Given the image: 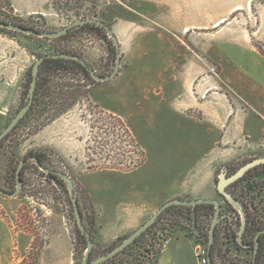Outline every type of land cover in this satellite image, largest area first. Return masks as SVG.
<instances>
[{
  "label": "crops",
  "instance_id": "crops-1",
  "mask_svg": "<svg viewBox=\"0 0 264 264\" xmlns=\"http://www.w3.org/2000/svg\"><path fill=\"white\" fill-rule=\"evenodd\" d=\"M121 1L135 14L111 23L121 51L120 69L111 81L94 85L88 99L103 113L118 117L133 138L138 136L133 126L137 124L154 144V152L151 158L142 143L135 141L145 157L137 169H81L75 177L94 211L95 244L102 249L133 233L165 202L216 199L222 205L217 199L216 169L240 157L264 136V120L242 109L233 95L245 96L249 108L264 110V79L250 76L251 86L220 88L209 75L210 67L216 65L232 71L242 64L252 73L261 71L264 55L254 42L264 47V2ZM247 11L254 12V22L248 18L245 25L236 22L221 27L231 14L245 16ZM208 27H221L224 41L217 52L204 45ZM231 48L237 55L229 54ZM64 123L60 118L45 127L34 139L41 143L35 148L46 145L59 156L70 157L57 137ZM14 215L0 217V264H19L34 242L31 233L16 230ZM174 232L163 240L154 264L161 254H168L169 264H198L192 260L197 253L192 236L183 230ZM66 233L60 226L47 237L39 264L68 258ZM188 249L189 259L182 258Z\"/></svg>",
  "mask_w": 264,
  "mask_h": 264
},
{
  "label": "rangeland",
  "instance_id": "rangeland-1",
  "mask_svg": "<svg viewBox=\"0 0 264 264\" xmlns=\"http://www.w3.org/2000/svg\"><path fill=\"white\" fill-rule=\"evenodd\" d=\"M59 1L62 0H56L57 4L60 5V10L55 8L50 0H0V20L5 21V23L21 24V26H33L41 31H59L70 23L84 19L101 21L106 26L111 27L112 21L127 19L135 14L133 9L124 7L121 0H98L94 5L89 2L90 0H69L67 6L61 5ZM256 1L258 3L264 2V0ZM247 12L248 14L245 16L238 14V12L231 14L221 27L236 22L245 25L248 18L254 22V12ZM222 22L215 23L214 27ZM221 27H208L205 31L207 38L204 39V45L207 48L213 47L211 52L219 51L218 45L224 41L221 39L223 36L220 35ZM254 44L264 49L261 44L255 42ZM112 47V44L104 38L100 31L88 29L77 31L58 41L38 39L37 37L0 30V132H3L18 110L23 107L27 95L30 69L38 58L52 54L54 51L71 52L81 56L97 74L108 76L115 66L116 51ZM229 54L235 56L237 52L231 48ZM245 55L247 59L249 52L247 51ZM261 66V71L252 73L248 65L237 64L232 71L216 65L210 67L209 75L215 78L216 84L220 88H228L229 86L243 88L251 86L247 81L250 76L260 81L264 79V65ZM60 75L62 77H57L54 80V84L58 87L50 86L53 97L56 99L54 100V112L49 111L41 114L37 110L10 132L9 136L0 144V188L6 192L15 190V170L23 155L29 149L35 148L36 145H41L39 141L35 140L45 127L57 119H64L62 133L57 137L64 142V152L71 154V156L61 157L48 149L46 145L39 149H43L47 156L46 167L67 174L76 183L81 199L80 203L83 206L86 219H88L92 216V207L88 203L84 191L77 185L75 177L78 172L81 169L87 170L91 167L104 168L114 164L126 163L129 157L133 156L129 152L132 151V148L129 147L126 140H120L121 131L118 122L111 119L108 114L103 113L97 106L89 103L88 92L99 83L85 78L81 71L74 68L67 72H60ZM228 75L232 76L233 79L229 80ZM206 77L205 75L204 78L206 79ZM66 83H70L72 88L61 87L62 84ZM261 87L264 94V85ZM76 90L85 96L69 107L71 100L67 99L68 92L72 93ZM230 92L232 93V90ZM233 95L241 102L242 109L246 108L255 117L264 120V110L249 108L244 100L245 96L236 93ZM61 110H64V113L55 117L56 112ZM48 117H52L51 120L48 121ZM133 126L138 135L134 137V139L136 138L135 141L137 144L142 143L143 149L149 151L148 155L152 158L154 144L151 145L148 138L141 134L142 130L137 124L134 123ZM207 151L210 150L207 149ZM263 156L264 136L257 143L251 145L250 150L243 151L240 157L219 166L215 171V185L221 171L224 170L229 176L233 172H237L249 160L252 161ZM260 173H264V168L248 174L231 190L240 196L247 207H252L251 213L253 215L263 221L264 174ZM22 183L23 187L18 197L6 198L0 195V217L8 219L10 213L15 214L16 230L28 231L34 237L33 244L19 264H39L40 251L47 242V237L55 234L60 226L66 230L69 239V250L63 248L65 252H68V258L55 261L46 259L45 263L81 264L85 247L76 237L75 215L66 187L47 178L34 162L25 166ZM217 199L222 203L223 213H230L226 209L225 201L218 194ZM231 213L233 215V212ZM164 218L157 225V232L153 231L154 234L152 232L145 236L141 244H146L150 240L149 237L154 235L155 238H159L158 241L161 243L165 236L174 231L178 232V230H184L190 235L189 230L192 228V223H190L191 219L186 211L175 208L165 214ZM234 218L236 217L234 216ZM212 220L213 216L208 218L201 216L197 222L209 226ZM108 248L98 249L100 250L99 253L96 251L92 258L102 255L103 251H108ZM188 254H190L189 249L187 253L182 254V258L187 257L189 259ZM194 254L195 252L192 255ZM251 255H253L252 252H233L229 258L234 264H242V261L243 264H249ZM167 256L168 254L159 255L157 263L169 264ZM192 260L194 263L197 262L196 257ZM121 261L123 260L120 257L113 264H119ZM177 262L174 264H179ZM225 264L228 263L225 261Z\"/></svg>",
  "mask_w": 264,
  "mask_h": 264
},
{
  "label": "trees",
  "instance_id": "trees-1",
  "mask_svg": "<svg viewBox=\"0 0 264 264\" xmlns=\"http://www.w3.org/2000/svg\"><path fill=\"white\" fill-rule=\"evenodd\" d=\"M50 1H51V4L55 8L60 10V5L57 4L56 0H50ZM68 1L69 0H62V1H59V3H61V5L63 4L64 6H67L69 3ZM97 1L98 0H90L89 2L92 5H94L95 2H97ZM0 21H3V20H0ZM3 22H5V21H3ZM8 24H17V23L9 22ZM18 25H21V24H18ZM22 27L27 28V29H34L38 32H46V31L38 30V28H34L33 26L24 25ZM85 29L100 31L103 34L104 38L111 43V41L106 37L105 29L101 26H96L93 24H89V25L84 24L82 26H79L77 28L70 30L67 34L63 35L62 37H59L57 39L53 38V39H46V40L58 41L60 39L66 38L70 34H73L77 31L85 30ZM0 30H5V29H0ZM30 37H32V36H30ZM256 47H257V50L259 51V53L264 55V49L260 48L259 46H256ZM112 48L115 50L114 46ZM53 53L54 54L68 53L71 55H76V54L71 53V52H60V51H54ZM77 56H79V55H77ZM79 57H81V56H79ZM71 68H74V69H77L78 71H81L83 73V75L85 76V78L91 79L89 74L84 70V67L81 66L79 63L72 61L71 59H63V58L54 59V58H52V59H45L42 62L41 66H39L38 78H37V83H36L35 91H34V99H32V103H31V106L29 108V111L20 120V122H18V124L15 126V128L13 130H15L18 127V125H20L28 116H30L31 114H33L37 110H39L41 112V114H43L45 112L53 111V107L55 106L54 100H56V99L53 97V92L51 91L50 86L53 85V87H58L57 85L54 84L55 78L62 77V75H60V72H67ZM31 80H32V77H31V69H30L29 79H28V83H27V93H26L27 95H26L24 105L27 103V101L29 99L28 98V91H29V86H30ZM61 87L62 88L63 87L64 88H72L70 83L62 84ZM61 93H62V90H61ZM84 96H85L84 94L80 93L77 90L72 92V93L68 92L67 99L69 98L71 100L69 107L73 106L75 103H77ZM63 113H64V110H61L58 113L56 112L55 117H58L59 115H62ZM109 117L118 122L119 130L121 131V134L119 135L120 140L121 139L126 140L127 143H129L128 144L129 147L132 148V151H129V152H131L133 156L129 157V160L126 163L114 164L110 167H104V168H101V167L93 168V167H91V168H87V170L91 171V170H95V169H101V170L112 169V170H117L120 172H126V171H130L132 169H137L138 167H140L144 163V159H145L144 152L135 143L134 138L132 137L131 133L128 131V129L126 128L124 123L121 120H119L118 117H115L112 115H109ZM51 118L52 117H48L47 120L49 121V120H51ZM9 134H10V132L5 136V138L3 140L0 141V144L9 136ZM33 154L36 156V158H38V160L40 161V163L42 165H45V161L47 159V156L45 155V151L43 149L31 148L28 151H26V153L23 155V157L26 158L27 156H30ZM263 168H264V163L252 168L251 170L249 169L247 172H245L242 175V177L240 179H238L235 183H232L231 185L228 186V188H226L228 192H230L236 199H238L243 204V207H244L246 215H247L248 222H247V226H246L243 238H242V245L243 246H241L236 241V239L238 238V230L240 227L239 216H238L237 212L232 208V206L229 203L225 202L226 203V205H225L226 209L229 210L230 213L233 212V215L236 217L235 218L236 222H234V229L233 230L231 229L229 232L226 230V228L223 230L220 227V225H218L216 227L215 238H214L215 241L212 245L211 254H210V257L212 259L213 264H225V261L228 264H234L233 261L229 258V255L232 254L233 252H241V251H245L247 253H249V252L253 253L254 252V247H255L254 239L256 238L257 233L260 230L264 229V220L262 221L258 217L253 215L251 213L252 207H249V206L247 207L245 205V203L241 200L240 196L233 193L231 188H234L236 186V184L241 182L248 174H251V173L256 172L258 170H261ZM24 169H25V166H23V168L21 169V172H20L21 183L23 182ZM259 172H261V171H259ZM260 174H264V173H260ZM45 176L47 178H50L52 181H56L57 183L65 186L64 181L62 179H60L59 177L51 175V174H45ZM15 181H16V170H15ZM75 184H74L75 193H76V196L78 198L77 202H78V206H79V209H80V212L82 215L81 218H82V221H83L85 228L90 233V237H91L93 244H94L93 251H91V253H90V256H91V255L95 254L96 251L97 252L100 251V250H98V249H100L99 246H97L95 244V234H96L95 222H94L95 214H94L93 209L91 208L92 209V216L89 217L88 219H86V215H85L83 206L80 203L81 199L79 196V192H78L77 186ZM22 187H23V183H22ZM175 208L182 209L183 211L187 212V214L190 216V219H191L190 223H192V227L197 231L198 237H196V238L199 239L198 243H201L202 245L207 246L210 225L208 226V224H207V226H205L203 224H199L197 221H199V218L201 216H204L206 218L214 216V206L211 204H202V205L198 204L194 207L172 206V207H169L167 210L163 211L159 215V218L156 219V221L151 225V227L148 228L141 236L137 237L133 243H131L128 247H126L122 252H120L116 256H113L112 258L103 262L102 264H113L120 257L122 258L123 261H121L119 264H124V263L125 264H154L155 256L157 253L160 252L162 242L160 243L158 241L159 238L154 237L155 235L150 236L149 237L150 240H148L146 242V244L145 243L141 244V242L145 236L152 233L153 231H156L158 229L157 225L160 222H162L163 219H165L164 218L165 214H168L171 210H173ZM221 213L224 214L222 208H221ZM170 222H171V220H170ZM76 232H77L76 237H77L78 241L82 244V246L85 247V251H86V248H87L86 238L82 235V233L79 231L77 226H76ZM153 234H154V232H153ZM187 235H189V234H187ZM189 236H192V235L190 234ZM166 237L167 236H165L163 238V240ZM123 239L124 238H120L116 242H114L108 248V251H110L111 249L116 247ZM258 241H259V246H258V253L256 255V264H264V233L260 235ZM226 245H227V247L225 249H223L222 246H226ZM108 251H103V254H105ZM252 258H253V255H251V261L249 264H252ZM241 263L243 264L244 262L242 261Z\"/></svg>",
  "mask_w": 264,
  "mask_h": 264
},
{
  "label": "water",
  "instance_id": "water-1",
  "mask_svg": "<svg viewBox=\"0 0 264 264\" xmlns=\"http://www.w3.org/2000/svg\"><path fill=\"white\" fill-rule=\"evenodd\" d=\"M84 24H93L96 26H101L105 29L106 32V37L111 41L112 45L115 48V54H116V58H115V66L114 69L112 70V72L108 75V76H103V75H99L97 74L95 71H93L91 69V67L87 64V62L77 56V55H71L68 53H63V54H46L41 56L40 58H38L34 65L31 66V83L29 86V91H28V101L27 103L20 109L18 110L17 114L11 119V121L8 123V125L6 126V128L3 130V132H0V141L3 140L5 138V136L11 132L15 126L18 124V122H20V120L27 114V112L29 111V108L31 106L32 103V99H34V91H35V86L37 83V78H38V71H39V66H41L42 62L45 59H59V58H63V59H71L72 61H75L77 63H79L81 66L84 67V70L89 74L90 78L92 80H94L95 82L98 83H106L111 81L117 74L118 69H120V62H121V57H120V48H119V43L116 39V37L114 36L115 34L113 33L112 29L109 26H106L105 23L101 22V21H97L94 19L88 20V19H84V20H80L74 23H70L69 25H67L66 27H64L63 29L59 30V31H46V32H38L34 29H27L22 27L21 25L18 24H8L5 23L3 21H0V29H5V31L8 32H14V33H20L21 35H26V36H32V37H38V39H57L59 37H62L63 35L67 34L70 30L77 28L79 26H82ZM29 161H33L34 164L36 165V167L43 172L44 174H51L54 176L59 177L60 179H62L64 181V185L67 189V193L68 196L70 198V204L71 207L73 209L74 212V219H75V223L77 228L79 229V231L82 233V235L86 238L87 241V248L86 251H84V257L83 260L81 262V264H101L107 260H109L110 258H112L113 256H116L117 254H119L120 252H122L126 247H128L131 243H133L137 237L141 236L148 228L151 227V225L156 221V219L159 218V215L167 210L169 207L172 206H183V207H194L198 204L202 205V204H211L214 206V216H213V220L211 221L210 224V229H209V237H208V243H207V259H208V264H213L212 259L210 257L211 254V248L212 245L215 241V232H216V227L219 225L220 221H222L223 219V214L221 213V204L216 201V199H208V200H200V199H196V200H183V199H174L171 200L169 202H165L163 203L158 209L157 211L150 217V219L148 218L138 229H136L133 233L131 232L129 235H127L126 237H124V239L113 249H111L110 251L106 252L105 254L97 257L95 260H93L92 262H89V257H90V253L91 251H93V241L90 237V233L88 232V230L85 228L83 221H82V215L78 206V198L76 196L75 193V186H74V181L67 176V174L60 172V171H55L52 170L51 168L46 167L45 165H42L40 163V161L38 160V158H36L35 156L31 157L29 159ZM27 163V160H25L24 157H22L21 162L19 164V166H17L16 168V182H15V190L13 192H6L4 190H2L0 188V195L6 198H14V197H18L21 193L22 190V183H21V179H20V172L21 169L23 168V166H25ZM264 163V156L263 157H258L253 159L252 161H248L247 163H245L244 165H242L237 172H233L231 175L227 176L226 173L223 171H221V173L218 176V181L216 183V191L217 194L223 198V200L227 203H229L232 208L237 212L239 219H240V227L238 230V238L236 239L237 243L241 246L242 245V238L247 226V215L245 212V209L243 207V204L236 199L230 192L227 191L226 188H228L229 185H231L232 183H235L238 179H240L242 177V175L247 172L249 169L251 170L252 168L261 165ZM264 233V229L260 230L257 235L256 238L254 239V252H253V258H252V264H256V255L258 253V246H259V237L261 234Z\"/></svg>",
  "mask_w": 264,
  "mask_h": 264
},
{
  "label": "built area",
  "instance_id": "built-area-1",
  "mask_svg": "<svg viewBox=\"0 0 264 264\" xmlns=\"http://www.w3.org/2000/svg\"><path fill=\"white\" fill-rule=\"evenodd\" d=\"M234 222H236L234 215H232L231 213H224L223 219L222 221H220L219 225L223 230L226 228V230L229 232L231 229L232 230L234 229ZM189 231L196 245V252H197L196 258H197L198 264H208L207 246H204L201 243H198L199 239L196 238L198 237V234H197V231L193 227ZM226 247L227 245L222 246L223 249H225Z\"/></svg>",
  "mask_w": 264,
  "mask_h": 264
},
{
  "label": "flooded vegetation",
  "instance_id": "flooded-vegetation-1",
  "mask_svg": "<svg viewBox=\"0 0 264 264\" xmlns=\"http://www.w3.org/2000/svg\"><path fill=\"white\" fill-rule=\"evenodd\" d=\"M33 156H35V155L33 154V155L27 156V157L25 158V160H27V163H26L25 166H27L29 163L33 162V161H29V159H30L31 157H33ZM35 157H36V156H35ZM97 257H99V256H97ZM97 257L92 258V255H91V256L89 257V262H92V261L95 260ZM101 264H102V263H101Z\"/></svg>",
  "mask_w": 264,
  "mask_h": 264
}]
</instances>
